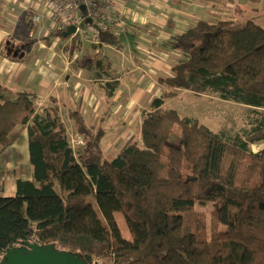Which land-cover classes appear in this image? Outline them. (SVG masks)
Listing matches in <instances>:
<instances>
[{"label": "trees", "instance_id": "obj_1", "mask_svg": "<svg viewBox=\"0 0 264 264\" xmlns=\"http://www.w3.org/2000/svg\"><path fill=\"white\" fill-rule=\"evenodd\" d=\"M234 20L200 19L163 41L183 56L157 82L164 89L210 91L252 107L259 117L244 138L225 139L164 107L168 92L142 111L139 138H129L108 159L103 124L120 85L113 79L101 84L109 108L98 126L87 123L78 103L68 110L83 140L76 155L55 97L40 109L26 89L15 99L2 98L1 150L25 129L32 179L18 178L13 196L0 195V255L31 242L54 243L88 264H264V114L257 111L264 109V26ZM57 35L63 36L49 32L41 39L51 45ZM79 44L72 43L70 52ZM100 44L121 47L111 34L92 46ZM2 48L7 50L5 43ZM90 63L104 72L109 68L94 53L82 57V65ZM256 142L263 147L253 151L249 145ZM172 148L181 155L176 175ZM208 203L210 235L206 214L196 209ZM115 214L123 217L130 238ZM220 224L225 228L218 229Z\"/></svg>", "mask_w": 264, "mask_h": 264}, {"label": "rangeland", "instance_id": "obj_2", "mask_svg": "<svg viewBox=\"0 0 264 264\" xmlns=\"http://www.w3.org/2000/svg\"><path fill=\"white\" fill-rule=\"evenodd\" d=\"M11 1L14 2L15 0ZM195 2L196 5L194 3L193 7L196 8H189L192 13L188 18V22L172 21L173 23H169L168 14V18L164 22H150L152 29L146 30V27L142 26L141 30L139 29L136 33L131 31L121 35V47L103 45L95 49L92 46L93 42L84 39L80 46L75 47L72 52H70L71 46H66L68 51L65 52L63 44L67 38L62 36L53 41L50 47L51 50L43 51L45 54L51 53L50 65H59L61 50L64 53L61 58L69 64L68 79H73L71 86L74 85V90H72L74 99L67 96L68 93L63 87L64 93L65 91L67 93L65 95L67 102L60 105V116L65 124L70 145L76 155L80 152L83 140L76 133L73 122L68 116V110L75 105L72 104L73 102H77L87 123L98 126V119L109 108L101 84L106 80L113 79L118 80L120 86L110 99L112 107L103 124L106 128V134L102 139V151L108 159L114 157L129 138H139L142 111L149 107L155 96L165 95L168 92L171 95L165 96L164 107L176 109L181 117H189L199 123H204L225 139L232 141L236 136L244 138L249 132L252 122L259 117L252 107L221 99L210 91L199 93L186 89H164L157 82L158 77L171 74L172 65L183 56L180 51L163 46L162 41L175 39L181 29L191 26L197 22L196 19L214 21L218 18H226L235 19L234 21L237 22L250 19L264 26V0H195ZM236 8L239 11H236ZM20 19H22V16H20ZM37 25L36 28L30 24H19L15 35L20 39L16 46H20L23 42L29 40V38H26L27 34H32L34 31L35 34H43L46 25L45 20H40ZM165 28L172 31L170 32ZM29 48L31 49L32 45ZM33 49V53L38 56L42 53L35 46H33ZM92 53L101 57L105 63L109 62L107 72L97 69L93 63L81 64L82 57ZM42 57H44L43 53L39 58ZM61 64H63L62 60ZM64 80L63 76L62 81ZM42 106L44 105L38 106V108L40 109ZM257 111L264 114L263 108H258ZM249 146L253 151H258L263 147V143H251ZM2 155L0 165H4L2 162L7 161L14 162L17 169L21 171L26 170L27 167L32 168L28 154L27 132H22L15 145L9 146ZM180 162V153L172 148L170 156L171 175L178 173ZM11 171L13 172V170ZM88 201H92L97 209L91 196H89ZM212 208V203L205 206L196 205L197 210L206 214L208 235L211 231L210 216ZM115 216L123 235L130 238L123 217L119 214H115ZM217 227L218 229L225 228L222 224ZM1 256L2 254L0 258Z\"/></svg>", "mask_w": 264, "mask_h": 264}, {"label": "crops", "instance_id": "obj_3", "mask_svg": "<svg viewBox=\"0 0 264 264\" xmlns=\"http://www.w3.org/2000/svg\"><path fill=\"white\" fill-rule=\"evenodd\" d=\"M170 2L172 3L170 4ZM28 3L29 0H15L14 2L11 0H0V103L2 102V98L15 99L18 91L26 89L36 98L35 100L38 106L47 105L49 103V98L53 96L57 99L60 108L63 102H67L65 98L67 93L68 97L70 96L74 99L72 93L74 85L71 86L73 79H68V72H70L68 68L69 64L67 61L64 62L61 58V55H64L62 50L59 53L60 61L58 66L53 64L50 65L49 60L51 58V53L45 54V52H43L45 50H51L50 47L52 45H47L41 39L42 36L48 35L49 32L47 33V28L50 23L48 13L43 7L38 6V10L44 11V15L41 18L42 21L45 20L46 22L44 33L35 34L34 31L32 34H27L26 38H29V40L23 42L20 46H16L20 39L15 35L18 30V25L21 23L32 25L24 10ZM194 3L196 5L195 0H119L118 8L122 17L124 16L123 18L126 26V30L118 36L120 45H122L120 42L121 35L131 31L136 33L139 29L141 30L142 26H145L146 30L152 29V26L149 24L150 22H164L167 20L168 14L169 23L179 21L188 22V18L192 13L189 8H196L193 7ZM20 16H22V19H20ZM38 23L33 24V26L37 28ZM167 30L170 32L172 31L170 29ZM184 30L185 29H181L178 35ZM7 41H9V43H7ZM53 41L55 40L53 39ZM4 43L7 46V50L2 48V44ZM31 45L32 48L30 49L29 47ZM103 45L109 44H100L98 47H102ZM33 46L42 51L44 57L39 58L42 53H40L39 56L33 53ZM13 47H21L20 51H23L24 55L17 59L8 56V49ZM13 50L15 49H12V51ZM26 56L27 58H25ZM61 60L63 64H61ZM63 76L65 78L64 81H62ZM63 87L67 93L66 91L64 93ZM118 89L119 87L117 90ZM46 100H48V102H46ZM24 131L26 130L24 129L22 132ZM13 144L15 145V143ZM8 148L9 147L2 150L0 158H3L2 153ZM2 163L4 165H0V195L13 196L16 192L15 180L18 178L22 180H31L32 168L27 167L26 170L21 171L17 169L14 162L4 161ZM11 170H13V172Z\"/></svg>", "mask_w": 264, "mask_h": 264}, {"label": "built area", "instance_id": "obj_4", "mask_svg": "<svg viewBox=\"0 0 264 264\" xmlns=\"http://www.w3.org/2000/svg\"><path fill=\"white\" fill-rule=\"evenodd\" d=\"M119 0H29L24 8L29 22L38 23L44 15V11L38 10V6L44 8L50 20L48 32H65L73 27L64 46L72 43H81L88 39L98 43L103 34L119 36L126 30L124 16L118 8ZM61 38L55 36L54 40Z\"/></svg>", "mask_w": 264, "mask_h": 264}, {"label": "water", "instance_id": "obj_5", "mask_svg": "<svg viewBox=\"0 0 264 264\" xmlns=\"http://www.w3.org/2000/svg\"><path fill=\"white\" fill-rule=\"evenodd\" d=\"M73 31L74 28L71 27L62 35L65 37ZM8 53L16 57L24 55L19 48L13 51L9 48ZM0 264H88V262L82 258L81 254L58 249L54 243L41 245L24 242L19 246L6 249L0 258Z\"/></svg>", "mask_w": 264, "mask_h": 264}, {"label": "flooded vegetation", "instance_id": "obj_6", "mask_svg": "<svg viewBox=\"0 0 264 264\" xmlns=\"http://www.w3.org/2000/svg\"><path fill=\"white\" fill-rule=\"evenodd\" d=\"M20 48H21V47H19V49H20ZM12 49H18V47H13V48H11V50H12Z\"/></svg>", "mask_w": 264, "mask_h": 264}]
</instances>
